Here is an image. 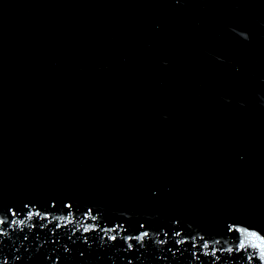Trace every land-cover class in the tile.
Listing matches in <instances>:
<instances>
[{
	"label": "water",
	"instance_id": "1",
	"mask_svg": "<svg viewBox=\"0 0 264 264\" xmlns=\"http://www.w3.org/2000/svg\"><path fill=\"white\" fill-rule=\"evenodd\" d=\"M262 253L264 0H0V264Z\"/></svg>",
	"mask_w": 264,
	"mask_h": 264
},
{
	"label": "snow or ice",
	"instance_id": "2",
	"mask_svg": "<svg viewBox=\"0 0 264 264\" xmlns=\"http://www.w3.org/2000/svg\"><path fill=\"white\" fill-rule=\"evenodd\" d=\"M144 235H147V233H144ZM262 255H264V253H262Z\"/></svg>",
	"mask_w": 264,
	"mask_h": 264
}]
</instances>
